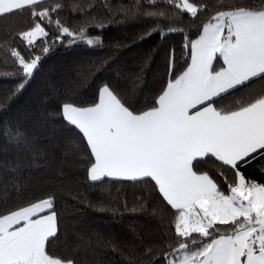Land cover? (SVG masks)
Masks as SVG:
<instances>
[{
  "label": "snow or ice",
  "instance_id": "obj_1",
  "mask_svg": "<svg viewBox=\"0 0 264 264\" xmlns=\"http://www.w3.org/2000/svg\"><path fill=\"white\" fill-rule=\"evenodd\" d=\"M43 2L0 0V17L31 9L34 25L19 36L29 49L38 40L43 42L41 54L28 59L11 48L10 56L22 69L17 91L25 88L51 45L63 42L64 37L70 38L69 44L102 43L99 36L87 35V26L74 31L59 18L53 19L51 13L61 10L63 3L40 8ZM147 3L153 7L164 3L191 18L205 14L207 19L196 25L202 27L198 38L184 45L190 48L191 63L167 81L155 106L134 111L107 84L99 89L98 102L90 106L61 105L63 118L83 134L94 157L89 180L154 182V188L176 210L174 235L178 239H166L164 247L155 252L146 249L149 259L141 264H264V183L241 171L243 165L264 156V86L254 99L234 98L231 105L224 106L215 103L257 79L264 82V0ZM133 7L134 18L156 21L147 35L160 32L163 38L168 33H184L188 27L172 26V22L182 23L180 16L143 11L140 0H133ZM161 18L168 22L167 32L159 23ZM42 21L59 30L51 44ZM218 58L223 66H216ZM7 138L14 139L16 146L27 143L18 130ZM212 158L234 173L232 182L225 178L227 193L209 172L199 170L201 163ZM54 203L55 198L49 196L0 214V264H75L50 250L59 231ZM145 204L142 199L140 208L131 210H143Z\"/></svg>",
  "mask_w": 264,
  "mask_h": 264
},
{
  "label": "trees",
  "instance_id": "obj_2",
  "mask_svg": "<svg viewBox=\"0 0 264 264\" xmlns=\"http://www.w3.org/2000/svg\"><path fill=\"white\" fill-rule=\"evenodd\" d=\"M56 3L64 7L51 13L53 19L59 18L74 31L87 26V35L99 36L102 43L69 44L70 38L64 37L43 55L33 80L17 91L22 69L10 56L11 48L28 59L41 54L43 42L38 40L29 49L19 36L34 25L31 9L0 17V43L4 45L0 48V214L53 196L59 231L58 238L51 240L52 253L71 258L75 264H141L149 259L146 249L155 252L166 239H178L174 235L176 210L154 188V182L111 178L91 182L88 169L94 157L83 134L63 118L61 105L90 106L98 102L99 89L107 84L134 111L155 106L167 81L191 63L190 48L184 45L202 33L196 25L206 22L207 15L191 18L170 5L153 7L140 0L143 11L177 15L182 23L172 22V26H188L184 33L162 38L160 32L147 35L156 26L154 19L133 17V0H44L40 8ZM42 23L51 44L59 30L47 21ZM98 23L105 27H95ZM159 23L167 32L168 22L161 18ZM216 66H223L222 58ZM243 89L217 99L216 106L231 105L234 98H256ZM17 130L26 144L16 146L14 139L7 138ZM199 170L209 172L226 193L225 178L229 183L234 180L233 171L214 158L206 159ZM241 171L252 176L243 166ZM142 199L146 201L143 210L132 211L140 208Z\"/></svg>",
  "mask_w": 264,
  "mask_h": 264
},
{
  "label": "crops",
  "instance_id": "obj_3",
  "mask_svg": "<svg viewBox=\"0 0 264 264\" xmlns=\"http://www.w3.org/2000/svg\"><path fill=\"white\" fill-rule=\"evenodd\" d=\"M262 86H264V82L257 79L254 81V83H250V85H248L246 88L244 87L243 90L247 94L251 93L252 96H257ZM243 167L252 174V176H249V177L245 175L247 178L264 183L262 179L256 178V177H261L264 179V156H260V157H257L256 159L251 160L248 164L243 165Z\"/></svg>",
  "mask_w": 264,
  "mask_h": 264
},
{
  "label": "water",
  "instance_id": "obj_4",
  "mask_svg": "<svg viewBox=\"0 0 264 264\" xmlns=\"http://www.w3.org/2000/svg\"><path fill=\"white\" fill-rule=\"evenodd\" d=\"M38 68H39V67H38ZM36 71H37V70H36ZM36 71L34 72V75H33V77H32V78H30V79L28 80V82H30V81H32V80H33V78H34V76H35V73H36ZM28 82H27V83H28ZM27 83H26V84H27ZM21 91H22V90H21Z\"/></svg>",
  "mask_w": 264,
  "mask_h": 264
}]
</instances>
